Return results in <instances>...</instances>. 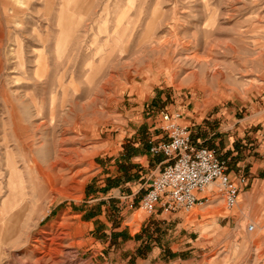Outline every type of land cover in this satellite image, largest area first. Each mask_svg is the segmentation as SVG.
Wrapping results in <instances>:
<instances>
[{"label": "rangeland", "instance_id": "1", "mask_svg": "<svg viewBox=\"0 0 264 264\" xmlns=\"http://www.w3.org/2000/svg\"><path fill=\"white\" fill-rule=\"evenodd\" d=\"M165 109L261 175L264 0H0V264H264L263 188L140 209Z\"/></svg>", "mask_w": 264, "mask_h": 264}, {"label": "built area", "instance_id": "2", "mask_svg": "<svg viewBox=\"0 0 264 264\" xmlns=\"http://www.w3.org/2000/svg\"><path fill=\"white\" fill-rule=\"evenodd\" d=\"M161 116L165 140L150 141V153L164 156L167 162L152 180L140 209L148 215L159 210L167 215L189 214L219 196L226 210H233L239 203L240 188L231 180L227 162L215 151L194 145L191 129L182 123L181 113L163 112ZM255 229L253 224L247 227L249 233Z\"/></svg>", "mask_w": 264, "mask_h": 264}, {"label": "crops", "instance_id": "3", "mask_svg": "<svg viewBox=\"0 0 264 264\" xmlns=\"http://www.w3.org/2000/svg\"><path fill=\"white\" fill-rule=\"evenodd\" d=\"M163 112H169L171 114L181 113V112H171V111L165 109L164 111H161L158 114V119L154 123H152L150 125L151 127L149 129L150 132L154 133V134H152V136L150 138H154L153 140L157 141V142L165 140V134L162 131L163 121H162L161 114ZM181 114L183 115L182 123L186 125L187 124L186 116L183 113H181ZM151 120H152V118L149 119V121H151ZM235 125L237 126L238 122H236ZM187 126L190 127L191 132H192V126H190V125H187ZM193 126H195V127L198 126L199 127L200 126V122H197V124L193 125ZM226 129H229L228 126H226L225 124H222L221 128L218 130V132L214 131L213 134H205V135L201 134L200 137L197 139V141L193 140V132H192L193 143L197 147H205V148H208L210 150L215 151L218 154V150L217 149L210 148V147L206 146L205 144L210 143L211 140L213 142H215L216 144H218V142L221 141V137H222V136L220 137L219 135L221 133H223L222 131H225ZM199 130L200 131H204L205 128L202 127V128H199ZM206 130H209V129L207 128ZM253 137L258 140V142L256 143L255 149L248 150V151L246 150L245 152H238V151L235 150L233 145H228L227 147H224L222 149V152H221L222 155L223 156L225 155L228 160L233 159L235 162H237V167H244L245 163H247V162L251 163L252 167L250 168V174L253 173L252 171L256 168V166L259 168V171H261V175H257V176H251V175H247V174H244V173H240L239 176H238V175H235V174H233V172L228 170V174H229L231 180L234 181L235 183H237L239 185V188L241 189L240 190V192H241L240 193L241 194V200H239V203L249 202V200L251 199L250 194L244 192V189L246 187L251 186L250 191H253L256 188L257 189L258 188H263L264 189V134L263 135L256 134ZM149 153H150V147H149ZM150 155H151V157L153 159L156 160V161L154 160L155 165H156V174L154 176L156 177L165 168L167 160H166V158L164 156H161V155H152L151 153H150ZM249 155H251V156L258 155L259 157L262 158L261 163H257L256 164L254 162L255 158L254 157H249ZM221 159L223 160L222 157H221ZM136 160L141 163L142 167H146V165L148 163L147 160L145 159V157H137ZM241 178L242 179L245 178V180H246L245 185L239 184V181H240ZM152 180H151V182H152ZM151 182H150V184H151ZM150 184H149V186H150ZM147 190H148V188L146 189V192H147ZM146 192H145V194H146ZM143 196H142V198H143ZM142 198H141V200H142ZM141 200H140V202H141ZM157 214L162 216V217H164L166 215V214L162 213L161 210H159V212ZM157 214H155V215H157ZM150 216H154V215H150Z\"/></svg>", "mask_w": 264, "mask_h": 264}, {"label": "bare ground", "instance_id": "4", "mask_svg": "<svg viewBox=\"0 0 264 264\" xmlns=\"http://www.w3.org/2000/svg\"><path fill=\"white\" fill-rule=\"evenodd\" d=\"M25 149V148H24ZM12 155V154H11Z\"/></svg>", "mask_w": 264, "mask_h": 264}]
</instances>
